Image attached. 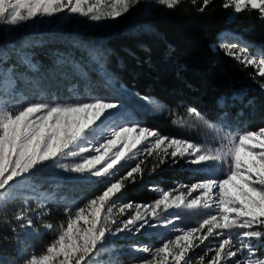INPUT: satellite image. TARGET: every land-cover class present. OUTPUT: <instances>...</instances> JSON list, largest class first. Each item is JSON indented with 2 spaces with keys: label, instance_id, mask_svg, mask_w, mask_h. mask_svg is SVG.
<instances>
[{
  "label": "snow or ice",
  "instance_id": "snow-or-ice-1",
  "mask_svg": "<svg viewBox=\"0 0 264 264\" xmlns=\"http://www.w3.org/2000/svg\"><path fill=\"white\" fill-rule=\"evenodd\" d=\"M142 3L144 0H0V34L11 36L38 20L61 14L79 15L99 25L117 20ZM154 3L173 10L180 0ZM212 3L202 0L198 10L202 13ZM221 6L231 9L233 15L258 10L264 20V0H223ZM154 10L149 4L143 12L149 16ZM76 46L85 55L76 60L58 54L53 79L57 83L71 80L73 75L86 79L85 68L95 66L111 90L108 95H94L86 86L87 96L81 98L77 85L71 84L66 89L72 97L70 102L58 103L54 97L51 102L24 101L18 84L38 89L42 78L18 72V64L10 62L11 58L17 57L19 64L33 72L37 66L29 53L15 45L0 52V209L15 198L17 189L29 187L30 177L43 171L57 179L99 186L98 194L83 206L64 208L66 222L40 254L27 253L26 240L38 235V225L46 231L53 230V225L44 220L49 215L47 197L43 193L35 195L36 190L31 189L41 203L33 207L34 196H24L12 217L3 221L10 235L0 234V264H94L106 244L115 247L121 238L141 235L158 226H171L177 234L155 247L128 244L131 252L147 254L137 264H264L260 255L264 250V127L224 133L219 125L229 123L226 111L212 117L219 121L214 125L191 106L181 126L214 130L219 147L165 136L143 124L141 118L162 114L166 105L153 96L131 93L122 83L116 87V78L105 70L110 49L97 44ZM221 46L226 55L245 67L255 66L256 75L264 77V50L257 55L238 42ZM133 96L140 103L130 111L126 101ZM218 104L224 109L223 98ZM149 157L155 161L150 169L146 164ZM180 161L203 174L201 178L167 191L150 185V191L160 192L151 204L123 202L129 184L169 162L176 165ZM161 208L166 213L175 212L161 220ZM185 210H206V218L197 226L178 227L179 213ZM202 245L206 250L193 259L190 253ZM5 247L16 251L17 257L4 256Z\"/></svg>",
  "mask_w": 264,
  "mask_h": 264
},
{
  "label": "trees",
  "instance_id": "trees-1",
  "mask_svg": "<svg viewBox=\"0 0 264 264\" xmlns=\"http://www.w3.org/2000/svg\"><path fill=\"white\" fill-rule=\"evenodd\" d=\"M222 3L223 0H213L201 13L198 9L202 0H197L196 4L192 0H180L173 10L161 8L115 31L106 28L97 33L80 28L81 17L69 18L59 29L48 27L26 31L18 39L3 40L0 52L7 51L10 44L15 45L20 51L29 53L37 66V71L33 72L27 65L19 64L17 57L11 58L10 62L18 64V72L27 77L42 78L38 89L18 84L17 91L24 101L51 102L54 97L58 103L70 102L72 97L66 89L71 84H76L82 95L87 94L86 86L91 92L101 90L97 94H109L111 90L104 75L95 66L85 68L86 79L77 75L60 83L53 79L58 54L80 60L85 53L76 45L97 44L111 50L105 70L116 78V87L122 83L131 92L153 96L170 107L195 106L211 121H215L212 117L217 113L223 115L226 111L229 127L256 130L264 127V89L261 88L264 77L256 75L253 66L245 67L226 55L221 45L228 41L238 42L258 54L259 48L264 50V20L258 10L233 15L231 9L225 10L221 6ZM226 32L235 37L221 36ZM239 39L245 43H240ZM221 98L224 109L218 104ZM154 162L149 157L147 167L150 169ZM179 167L169 162L152 175L145 173L143 180L127 186L124 202L150 204L159 198L156 191L149 190L150 185L168 190L176 182H190V174ZM27 184L29 187L17 189L15 198L0 209V234L10 235L3 221L12 217L24 196H34L32 203H36L39 200L35 195L45 194V207L50 209L45 222L51 223L53 230L38 227V235L26 240L27 253L33 250L34 254H40L56 238L58 227L66 218L65 207L83 206L99 190L98 185L76 179H57L47 171L30 177ZM33 188L35 195L31 191ZM3 255L15 258L18 253L5 247Z\"/></svg>",
  "mask_w": 264,
  "mask_h": 264
},
{
  "label": "rangeland",
  "instance_id": "rangeland-1",
  "mask_svg": "<svg viewBox=\"0 0 264 264\" xmlns=\"http://www.w3.org/2000/svg\"><path fill=\"white\" fill-rule=\"evenodd\" d=\"M93 3H95V0H92ZM149 4L152 5V7L155 10L161 9L162 7L155 5L154 0H144V3L136 6L135 8L131 9L129 13L125 14L124 16L118 18L117 20H109L106 23H101L99 25L93 24L90 21L86 20L85 18L79 16V15H64L61 14L59 17H53V19H48L45 18L43 21L38 20L35 25L29 24L26 28L19 32L13 33L11 36L6 35V34H0V44L2 43L3 40H13V39H18L21 37L26 31H40L43 28H55L59 29L62 26H65L67 24V21L69 18H74L75 17H81L80 18V28L83 30H91V32H100L106 28L112 29V31H115L119 28H121L123 25L129 24L132 21H135L136 19L139 18H145L147 16L144 15V8L149 6ZM108 9L105 8V11ZM154 10V11H155ZM231 36L232 38L235 37V35H232L231 33H223L221 36ZM239 42L242 43L244 41L239 39ZM232 43L230 41L224 42L222 44H229ZM245 43V42H244ZM247 45H251L250 43H247ZM212 47L215 49V44H212ZM224 48V47H223ZM253 54H257L251 50H249ZM259 53L262 51L260 48L258 49ZM258 53V54H259ZM257 54V55H258ZM255 68V66H253ZM256 69V68H255ZM257 70V69H256ZM105 81V80H104ZM106 82V81H105ZM103 87V86H102ZM101 88V87H98ZM91 90V89H90ZM129 90V89H128ZM130 91V90H129ZM101 92V90H98L97 92H92L94 95H101L102 94H97ZM131 92V91H130ZM133 93V92H131ZM108 95V94H106ZM81 98H86V95L80 94ZM158 100V99H157ZM159 101V100H158ZM161 102V101H159ZM129 110L133 111L136 109V106L139 101L135 99V97H129L126 101ZM163 103V102H161ZM164 104V103H163ZM166 105V104H165ZM186 112H187V107H182V106H176V107H170L166 105V110L162 114H157V115H151V116H145L141 118V122L145 125H147L150 128L157 129L161 132V134L165 136H175V137H180L184 139H189L192 140L196 143H207L209 147H219V142L218 140L214 139L216 133L214 130H208L205 128H188L187 126H181L180 121L183 119H186ZM206 120H208L205 117ZM173 121H176V123H173ZM209 123H212L214 125L219 124V121H211L208 120ZM158 123V124H153L152 123ZM221 130L224 133H232L235 134L236 131H242L240 129H233L229 127L228 124H220L219 125ZM180 166L179 168L186 170L190 174V178L192 179L190 182L187 183H181V182H176L174 186L171 189H176L178 185H188L193 182H195L197 179L201 178L203 174L195 172L190 166L186 165L183 163V161H180L178 163ZM161 189V188H159ZM168 189V190H171ZM167 191V190H165ZM186 191V189H185ZM179 192H174L173 195H178ZM157 195L160 197V192H157ZM195 195V194H194ZM193 197H189L191 199ZM124 202V201H123ZM38 203H41V200L38 202H33L32 206L36 207ZM151 204V203H150ZM78 207V206H74ZM49 211L50 215V209L46 208ZM143 211V209H142ZM161 213V220L165 218V216L170 215L175 212V210H169V212H164L163 208L158 210ZM206 210H198V211H191V210H185L180 212L179 214L181 215V220L176 222L178 227H193L197 226V224L202 221L203 219L206 218ZM215 214V213H213ZM44 217V220H46L48 217ZM67 217L64 219L62 223L66 222ZM82 223V222H81ZM38 227H41L38 225ZM59 228V227H58ZM41 229H43L41 227ZM236 230H233L235 232ZM55 232L53 234L55 235ZM177 233L171 231V226L168 228L158 226L155 229H147L143 234L137 235L134 237H128L127 239L121 238L118 242H116L115 247H113L110 244L105 245V249L101 252H99L95 258L94 264H112V262L118 261V264H137V262L141 259L146 257L147 254L144 253H139V252H131L127 245L130 243H136L140 245L147 244L149 246H159L160 243L162 242L163 239L165 238H172L174 235ZM54 240V239H53ZM208 246H211L210 242H206ZM205 246L202 245L199 248L195 249L194 252L190 253L192 255L193 259H195L198 255L203 254L205 251ZM28 253L34 254L33 250H30ZM261 258H264V250L261 251Z\"/></svg>",
  "mask_w": 264,
  "mask_h": 264
}]
</instances>
